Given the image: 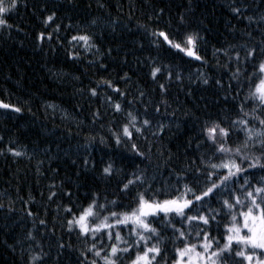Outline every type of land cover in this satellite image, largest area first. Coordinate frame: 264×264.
Instances as JSON below:
<instances>
[{
    "label": "snow or ice",
    "instance_id": "1",
    "mask_svg": "<svg viewBox=\"0 0 264 264\" xmlns=\"http://www.w3.org/2000/svg\"><path fill=\"white\" fill-rule=\"evenodd\" d=\"M21 2L0 0V32L10 36L13 29L24 30L10 22V16L18 14ZM23 2L27 6V0ZM97 4L99 8L106 7L99 0ZM192 5L193 0H187L174 16L165 7L154 9L148 16L150 23L136 24L147 45L144 39H136L134 48L128 49L112 41L103 42L105 33L93 28L98 18H92L87 27L76 26L74 31L69 18L63 28L72 34L61 36L62 24L56 23L60 18L59 6L41 4L42 29L34 35L36 46L43 50L47 44L55 51V40L64 49L67 60L86 64L81 75L73 76L74 80L81 81L90 68L108 73L110 64L105 61L118 59L120 71L116 79L100 76L90 79L88 86L76 89L80 95L100 101L95 108L89 105L88 131L85 121L78 119L82 105H76L79 111L73 114L53 102L43 104L45 115L55 117L59 109L61 120L75 122L74 134L84 137L83 144L77 146L82 154L71 159L76 176H86L91 171L106 187L104 191L89 188L81 202L74 199L76 192L65 187L64 180L57 183L53 179L47 186L46 197L48 204H55L51 226L47 205L44 217L28 208L25 211L32 228L22 240L8 245L13 252L19 246L24 264H62L66 249L75 251V264H264V0H230V12L245 22V30L237 43L213 46L211 56L214 67L228 73L227 83L210 76L206 69H197L195 79L188 77L191 84L214 86L223 95L217 92L212 101L196 105L195 111L178 106L169 112V86L171 82L183 85L185 79L182 69L172 61L179 56L181 60L189 58L209 65V29L192 25ZM117 7L122 11L121 6ZM36 11L33 8L34 14ZM133 11L134 6H130L129 19ZM165 16L168 19L161 26ZM107 23L115 33L116 21ZM136 50H147L148 55L135 56ZM129 55L137 65L147 68L149 80L159 90V99L152 96L156 89L146 90L133 81L130 68L125 70ZM121 83L125 88L120 87ZM133 83L134 92L130 87ZM193 94L189 87L186 95ZM199 99L206 100L203 96ZM25 108L32 111L28 102L20 106L0 99V109L22 113ZM149 109L155 114L163 109L164 115L172 119L168 123L154 121ZM177 111L183 121L177 117ZM187 121H194L197 130L184 140L183 152L178 149L173 153L163 146L162 138L172 129L173 122L180 130ZM67 134L72 135L73 130L68 128ZM3 139L0 136V141ZM14 145V141H9L6 148L13 157L31 158L26 150H18ZM97 146L104 153L99 161L93 155ZM43 151L49 152L51 147ZM189 151L192 155H188ZM4 152L0 149V154ZM174 161L180 162L178 167L172 166ZM43 163L37 162L38 175H43ZM52 172L58 173L59 169ZM113 185L114 190L108 192L107 188ZM40 195L44 197V192ZM34 202V196L23 201ZM13 203L10 201L9 213L14 211ZM4 207L0 203V209ZM57 227L69 236L74 234L80 246L65 243L61 236L57 237L54 256L51 245L45 250L43 237L55 236ZM38 229H43L41 239L35 234Z\"/></svg>",
    "mask_w": 264,
    "mask_h": 264
},
{
    "label": "trees",
    "instance_id": "2",
    "mask_svg": "<svg viewBox=\"0 0 264 264\" xmlns=\"http://www.w3.org/2000/svg\"><path fill=\"white\" fill-rule=\"evenodd\" d=\"M45 2L50 7L59 6L58 16L60 18L56 20V23L62 24L61 36L72 34L66 33L63 28V25L69 23V18L74 26L73 31L76 26L87 27L92 18H98V24L93 28L97 32L105 33L103 38L105 44L112 41L113 44L118 43L124 48L133 49L136 39H144L147 45V39L142 31L136 29L137 23L149 22L148 16L154 9L160 7L169 9L174 16L179 10V6L186 4L187 0H99L100 3L106 5L105 8H99L97 0H27V6L22 0L18 14L13 13L10 16V22L19 24L24 30L17 32L13 29L10 36L7 32H0V99L20 106H24V103L28 102V107L32 111L29 112L25 108L22 113H14L11 110L0 109V136L4 137L3 141H0V149H5V152L0 154V203L5 205L3 209H0V264H24L23 260L20 261L19 246L17 245V251L13 252L8 245L15 243L18 239L22 240L26 232L32 228V221L26 215V209L31 208L34 213L39 212L40 216L44 217V207L47 205V219L51 226L55 216V204H48L46 197L47 186L53 179L57 183L64 180L65 187L70 186L76 192L74 199L79 198L81 202L84 201V193L89 188H99L104 191L106 187L94 177L91 171L86 176H76L77 169L71 164V159L82 154V150L78 151L77 146L83 144L84 137L74 134L76 131L75 122L61 120L59 109L76 114L79 111L76 109V105H82L83 111L79 112L78 119L85 121L84 127L85 130H88L91 127L88 125L87 117L89 105L95 108L99 106L100 101L95 98L90 100L87 96L77 93L76 89L88 86L90 79H99L100 76L116 79L120 71L119 60L105 61L110 64L108 73L102 71L97 73L95 68H90L81 76L82 82L74 80L73 76L81 75V72L87 67L86 64H73L67 60L64 49L56 45L55 40L52 42L56 46L55 51H51L47 44L43 45L42 50L36 46L34 41L35 33L42 29L39 8ZM249 2L251 3V0ZM89 3H91L90 8L88 7ZM229 4L230 0H193V14L190 18L192 25L209 29L206 34L208 40L206 54L209 58V65H201L189 58L181 60L179 56L172 61L174 65H178L182 69L185 79L183 85L171 82L169 86L167 97L171 103L169 112L178 106L191 108L195 111L196 105L202 106L203 103L212 101L217 92H220L214 86L191 84L188 77L192 76L195 79L197 69H206L210 76L221 78L227 83L228 73L223 69L215 68V61L211 59V56L213 46L222 47L226 42L237 43L240 34L245 30V22L233 16ZM118 5L122 7V11L117 7ZM130 6H134L131 19L128 15ZM33 8L37 9L35 14ZM167 19L168 17L165 16L161 20V26ZM111 20L116 21L115 33L111 31L107 23ZM201 20H203V24L200 23ZM51 30L49 28V31ZM129 30H131V34ZM20 41H23V44H20ZM152 54L154 55L155 52ZM142 55H148L147 50L143 53L139 50L135 51V56ZM128 60V68L125 70L131 69L130 75L133 81L138 82L146 90L156 89L155 92H152V96L159 99V90L149 80L147 68L144 65H137L132 55H129ZM161 82H163V78H161ZM120 87L123 89L125 85L121 83ZM130 87L134 92L136 84L133 83ZM189 87L194 90L192 96L186 95V90ZM220 94L223 95V92ZM201 96L206 100L201 101L199 99ZM45 101L53 102L59 106L55 117L50 114L45 115L43 107ZM227 107H231V105H227ZM149 113L154 121L161 120L168 123L172 119L170 116L164 115L163 109L160 114L152 113L151 109H149ZM177 117L181 121L184 120L180 111H177ZM194 125V121H187L186 124H181L180 130H177L173 122L172 129L162 138L163 146L170 148L173 153H176L178 149L183 152L184 140L194 135L197 130ZM68 128L73 130L72 135L67 134ZM9 141H14V146L18 150H26L31 154V158L28 155L13 157L6 151ZM49 146L51 151L44 152L43 149ZM93 155L99 161L104 154L96 147ZM188 155H192V152L189 151ZM40 160L44 161L40 169L43 175H38L36 171L37 162ZM179 163V161H174L172 166L178 167ZM52 169H59V172L53 173ZM164 175L166 176L167 172ZM78 184H86L87 187L78 189L76 187ZM113 190L114 185L107 188L108 192ZM42 191L44 197L40 195ZM30 196L35 197V202L23 203V201L29 200ZM10 201L14 202L11 205L14 211L11 213L7 210ZM64 202L67 203L66 200ZM42 231L43 229L36 231L38 239H41L40 232ZM61 236L65 243L70 242L77 248L80 246L74 234L69 236L57 227L55 236L48 234L43 237L45 248L51 245L53 250L57 237ZM24 246L27 247L28 243L25 242ZM67 252L69 255H67L65 264H75V251L66 249L65 254ZM52 255L55 254L52 253Z\"/></svg>",
    "mask_w": 264,
    "mask_h": 264
},
{
    "label": "bare ground",
    "instance_id": "3",
    "mask_svg": "<svg viewBox=\"0 0 264 264\" xmlns=\"http://www.w3.org/2000/svg\"><path fill=\"white\" fill-rule=\"evenodd\" d=\"M109 94H111V93H109ZM85 131H88V130H85ZM97 148L100 150V152L102 153V154H104L102 151H101V149H100V147L99 146H97ZM48 248H45V250H47ZM69 250V249H68ZM66 251V250H65ZM52 253H54L55 254V248H53V250H52ZM67 255H69V253L67 252L66 254H64V257H63V262H62V264H65L66 262H67ZM20 261H22V259H20ZM48 264H51V261H49L48 262Z\"/></svg>",
    "mask_w": 264,
    "mask_h": 264
}]
</instances>
